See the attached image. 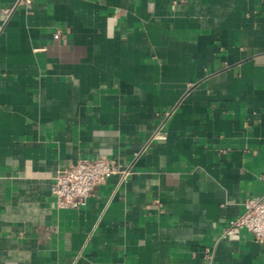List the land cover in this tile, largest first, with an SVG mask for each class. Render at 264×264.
<instances>
[{
	"label": "crops",
	"instance_id": "crops-1",
	"mask_svg": "<svg viewBox=\"0 0 264 264\" xmlns=\"http://www.w3.org/2000/svg\"><path fill=\"white\" fill-rule=\"evenodd\" d=\"M0 0V264H264V0ZM61 29L60 38L54 33ZM128 170L79 208L56 171Z\"/></svg>",
	"mask_w": 264,
	"mask_h": 264
},
{
	"label": "built area",
	"instance_id": "built-area-1",
	"mask_svg": "<svg viewBox=\"0 0 264 264\" xmlns=\"http://www.w3.org/2000/svg\"><path fill=\"white\" fill-rule=\"evenodd\" d=\"M33 0H14L11 5L3 6L1 11L5 19L10 18L21 7L29 8ZM61 29L54 33L60 38ZM120 174L125 177L128 170L119 163L107 158H82L69 166L56 171L51 186L55 204L59 208H79L86 205L92 190L109 177ZM244 212L227 223L228 232L240 229L250 231L256 240L264 241V195L260 198H247Z\"/></svg>",
	"mask_w": 264,
	"mask_h": 264
},
{
	"label": "water",
	"instance_id": "water-1",
	"mask_svg": "<svg viewBox=\"0 0 264 264\" xmlns=\"http://www.w3.org/2000/svg\"><path fill=\"white\" fill-rule=\"evenodd\" d=\"M258 61H264V56L257 58Z\"/></svg>",
	"mask_w": 264,
	"mask_h": 264
}]
</instances>
